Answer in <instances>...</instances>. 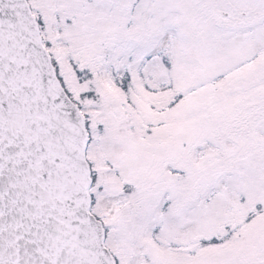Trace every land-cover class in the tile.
<instances>
[{"label": "snow or ice", "instance_id": "snow-or-ice-1", "mask_svg": "<svg viewBox=\"0 0 264 264\" xmlns=\"http://www.w3.org/2000/svg\"><path fill=\"white\" fill-rule=\"evenodd\" d=\"M0 264H264V0H0Z\"/></svg>", "mask_w": 264, "mask_h": 264}]
</instances>
